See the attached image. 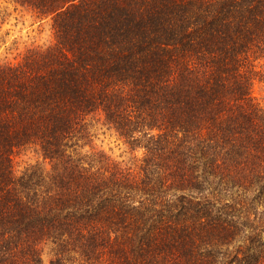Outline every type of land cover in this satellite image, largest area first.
I'll list each match as a JSON object with an SVG mask.
<instances>
[{
  "label": "trees",
  "instance_id": "trees-1",
  "mask_svg": "<svg viewBox=\"0 0 264 264\" xmlns=\"http://www.w3.org/2000/svg\"><path fill=\"white\" fill-rule=\"evenodd\" d=\"M5 1L55 41L0 62V264H264V0Z\"/></svg>",
  "mask_w": 264,
  "mask_h": 264
},
{
  "label": "rangeland",
  "instance_id": "rangeland-1",
  "mask_svg": "<svg viewBox=\"0 0 264 264\" xmlns=\"http://www.w3.org/2000/svg\"><path fill=\"white\" fill-rule=\"evenodd\" d=\"M53 21L51 18L40 19L27 7H21L12 2L0 0V62L16 63L32 48L48 47L54 43ZM254 95L263 102L264 83L255 82ZM92 142L86 145L84 151L104 152L112 159L131 164L134 155L125 142L114 130L104 125L103 120L95 118L91 122ZM15 169L23 172L31 164H44L41 157L32 150H23L15 156ZM53 254L47 248L43 254L44 264H51Z\"/></svg>",
  "mask_w": 264,
  "mask_h": 264
}]
</instances>
